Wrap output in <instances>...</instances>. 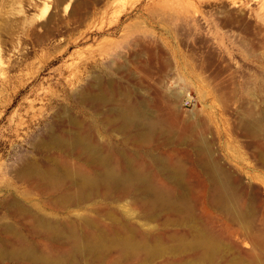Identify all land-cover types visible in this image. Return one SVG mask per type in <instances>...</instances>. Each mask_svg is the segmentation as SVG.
I'll return each mask as SVG.
<instances>
[{
    "label": "bare ground",
    "instance_id": "obj_1",
    "mask_svg": "<svg viewBox=\"0 0 264 264\" xmlns=\"http://www.w3.org/2000/svg\"><path fill=\"white\" fill-rule=\"evenodd\" d=\"M139 88L76 96L89 120L70 116L19 171L29 188L7 204L0 264H264V114L241 115L246 169L205 120L182 118L180 90Z\"/></svg>",
    "mask_w": 264,
    "mask_h": 264
},
{
    "label": "rangeland",
    "instance_id": "obj_2",
    "mask_svg": "<svg viewBox=\"0 0 264 264\" xmlns=\"http://www.w3.org/2000/svg\"><path fill=\"white\" fill-rule=\"evenodd\" d=\"M263 3L0 0V228L16 223L7 204L29 188L19 171L70 116L89 120L76 96L99 81L153 97L180 90L182 118H202L216 147L253 165L241 115L264 114Z\"/></svg>",
    "mask_w": 264,
    "mask_h": 264
},
{
    "label": "built area",
    "instance_id": "obj_3",
    "mask_svg": "<svg viewBox=\"0 0 264 264\" xmlns=\"http://www.w3.org/2000/svg\"><path fill=\"white\" fill-rule=\"evenodd\" d=\"M191 97H189V95L186 97V104H190L191 103Z\"/></svg>",
    "mask_w": 264,
    "mask_h": 264
}]
</instances>
